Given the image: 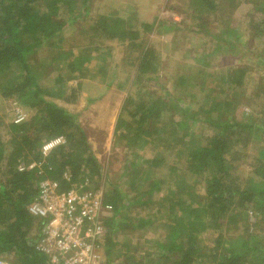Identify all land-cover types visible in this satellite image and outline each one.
<instances>
[{
  "label": "trees",
  "instance_id": "1",
  "mask_svg": "<svg viewBox=\"0 0 264 264\" xmlns=\"http://www.w3.org/2000/svg\"><path fill=\"white\" fill-rule=\"evenodd\" d=\"M97 1L0 0V93L31 112L21 124L0 116V259L50 264L37 249L45 220L31 216L29 207L45 180L66 191L89 179L95 189V180L106 181L104 204L113 211L101 222L104 264L121 257L124 264H264L258 248L264 247V72L246 63L207 78L202 67H189L170 75V94L160 83V54L147 36L191 19L194 34L217 45L233 43V36H244L235 12L246 5L255 12L247 16L246 36L264 47V0H189L183 21L170 25L145 23L116 8L92 16ZM205 14L212 26L224 28L223 36L210 32ZM112 42L134 73L130 82H117L128 91L114 130V146L125 153L124 173L114 179L80 115L59 102L76 103L85 79L107 76ZM64 43L69 49L51 57L52 64L62 62L63 72L49 84L34 60L45 49L60 52ZM259 60L264 69V48ZM71 82L76 86L69 88ZM97 101L87 98L86 109ZM203 126L206 133L193 132ZM151 144L156 155L144 161L142 151ZM164 154L179 162L169 163L161 177L158 168L169 160ZM120 235H136V243L120 242Z\"/></svg>",
  "mask_w": 264,
  "mask_h": 264
},
{
  "label": "rangeland",
  "instance_id": "2",
  "mask_svg": "<svg viewBox=\"0 0 264 264\" xmlns=\"http://www.w3.org/2000/svg\"><path fill=\"white\" fill-rule=\"evenodd\" d=\"M188 3L189 0H98L91 15L94 16V14L108 13L110 10L116 8L117 10H122L124 15H128L129 11L131 13H136L137 17L145 23L152 24L155 22V24H158L163 21L170 25L171 23L169 22L176 21L179 23L180 21H183V18L185 17L184 13L189 7ZM251 11L253 12L252 6L241 5L237 8L235 16L240 22L237 27L240 30L242 29L241 31L244 30V36H242L243 32H240L241 36L239 37V40L235 39L238 35L233 36V43H221L220 45H217L216 42L213 41L216 44L215 46V44L212 43V40L208 37L194 34V31L192 32L194 25H192L191 19H186L184 25L176 26L175 29L170 31L161 28L158 29V32L147 35L151 44L159 52L161 62L164 66V71H161L159 74L161 76L160 83H163L164 90L167 88L170 94H175L172 83L170 80L168 81L170 75L189 67H202L200 69L202 73L205 74L202 77L208 78L212 72H216L217 74L215 76H217L220 71L224 69L226 70L228 68L242 66L248 63V65H252L255 69L262 71L260 74H263L264 69L258 65L260 61L259 56L264 48L262 42L255 38L247 37L246 34L248 32L245 33V26L248 24L247 16L251 14ZM254 13L255 12H253V14ZM205 16L208 18L207 21L210 22V26H207L209 30H211L210 32L217 36H220L221 34L223 36L224 28L221 26L216 27V25L212 26L213 17L207 16L206 14ZM179 27L186 32L183 34H181L182 32L179 33ZM71 36L72 32L70 30L66 31L64 34L65 40H68ZM112 45L113 47H110V56H108V59L106 60V65H108V68H106L108 72L107 76H98L96 80L85 79L84 82L86 86L81 91L76 103L67 104L64 101L59 102L70 111L80 115V123L86 131L88 139L92 143L101 165L105 168L106 174H108L111 179H114L124 173L123 158H125V153L122 149L114 146V130L120 108L128 91V88H119L118 84L120 82L118 84L117 82H125L126 77H130V82V80L133 79L134 73L129 66L130 62L127 61L126 63L129 64L127 65L122 61L123 57L120 53L121 50L119 45H117L116 42L110 43V46ZM69 46V43H64L60 52L57 50H42L37 55L36 60H34L36 61L35 63L39 65L38 69L47 75L49 84H51V81L54 80L57 75L63 72L62 62L58 61L57 63L52 64L51 57L53 55H60L61 51L68 50ZM253 46L254 49L257 50L248 51V49L251 50ZM197 60H201V62H198ZM125 65L129 66V68ZM110 72H112L111 75L109 74ZM113 74L115 76L114 80L111 79ZM257 75L258 74L255 76ZM206 82H210V79H207ZM75 86V82L69 84V88ZM89 97L95 98L98 101L86 109L88 104L87 98ZM174 98H178V96H174ZM200 101H202V98ZM10 102L11 101L2 98L0 93V116H2L6 122L14 120V110L16 107ZM240 109L245 110L247 113H252L254 111V107L246 105H243V108ZM23 111L26 116H29L31 113L26 108H24ZM240 112L237 114V118L239 119L242 118ZM177 122L179 123V117L177 118ZM195 131L193 130L195 134H204L207 132L205 127L204 129H195ZM142 154V160H150L156 155L155 147L152 144L147 146L142 151ZM173 155L164 154L169 160L167 161V165L158 168V176L164 177L167 174V171L171 166L169 163L179 162V160H176ZM94 183L98 187V190L104 195L106 181L95 180ZM125 183L127 184L128 181L126 180L124 184ZM161 189L164 190L165 186ZM252 221H255V219L252 218ZM261 228L263 229V234L259 242L264 245V224H262ZM119 238L120 242H135L137 236L135 235V237H133L132 235H129L125 237L120 235ZM211 240L212 235L206 234V243L210 244ZM259 245L258 248L264 250V247L261 244ZM114 264H124V258L121 257L118 260L116 259Z\"/></svg>",
  "mask_w": 264,
  "mask_h": 264
},
{
  "label": "built area",
  "instance_id": "3",
  "mask_svg": "<svg viewBox=\"0 0 264 264\" xmlns=\"http://www.w3.org/2000/svg\"><path fill=\"white\" fill-rule=\"evenodd\" d=\"M14 123L21 124L27 116L15 106ZM56 140L46 145L50 150ZM22 170V169H21ZM69 180V175L65 174ZM112 212L104 204L103 194L89 179L63 191L59 182L45 180L29 207L31 216L45 220L37 249L50 264H104L101 252V222ZM0 264H12L0 259Z\"/></svg>",
  "mask_w": 264,
  "mask_h": 264
}]
</instances>
